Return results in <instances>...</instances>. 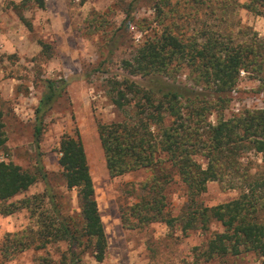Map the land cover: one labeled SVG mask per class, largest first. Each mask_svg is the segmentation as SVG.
<instances>
[{
  "label": "trees",
  "instance_id": "obj_1",
  "mask_svg": "<svg viewBox=\"0 0 264 264\" xmlns=\"http://www.w3.org/2000/svg\"><path fill=\"white\" fill-rule=\"evenodd\" d=\"M30 1L39 8L46 6L45 0ZM113 1L119 7L123 3V0ZM164 5L171 3L155 1L157 20L152 33L137 45H128L127 55L117 54L121 73L107 78L106 96L118 109L132 110L130 118L97 123L110 176L151 170L150 178L141 185L143 192L126 208L122 221L132 227L157 221L168 227L178 224L183 232L193 229L209 232L214 222L221 229L211 231L194 248L197 252L194 262L251 252L258 264H264V166L251 172L241 161L248 150L261 153L264 160V105L230 118L218 113L214 123L207 117L226 106L240 69L257 76L264 73V36L239 42L204 26L185 36L177 23L164 21L168 17L167 12L163 13ZM242 6L264 17V0H248ZM124 12L126 17L121 25L127 31L132 16ZM20 18L27 22L24 16ZM86 28L88 32L108 36L100 45L105 54L100 65L106 59L112 61L120 27L108 31L103 15L94 13ZM40 44L43 53L50 51L48 43ZM184 69H188L187 83L181 86L175 78ZM62 87L61 83L46 80V90L35 110L36 146L43 115L61 95ZM4 127L0 108V149L7 141ZM59 152L61 175L66 188L76 191L78 214L62 211L56 194L48 189L40 160L34 172L12 161L0 160V202L10 200L1 213L27 209L34 219L32 226L14 234L12 247L46 249L64 242L66 249L60 253V264H80L82 254L88 251L101 262L107 250V237L83 143L78 137L63 134ZM38 176L47 185L45 194L24 195L11 201L27 191ZM175 176L183 184L185 201L174 216L167 209L165 188ZM210 181L236 189L238 196L216 205L204 204L200 196Z\"/></svg>",
  "mask_w": 264,
  "mask_h": 264
},
{
  "label": "rangeland",
  "instance_id": "obj_2",
  "mask_svg": "<svg viewBox=\"0 0 264 264\" xmlns=\"http://www.w3.org/2000/svg\"><path fill=\"white\" fill-rule=\"evenodd\" d=\"M45 1V8H39L30 0H0V108L7 136L5 146L0 149V160L12 161L31 172L37 170V160H40L47 175L48 189L56 194L62 211L78 214L76 191L66 188L58 161L61 136L69 134L80 138L107 237L104 259L98 262L88 251L82 254L80 264H258L256 255L251 252L194 262L197 259L194 248L200 246L211 231L221 229L214 222L209 232L201 229L183 232L178 224L168 227L157 221L132 227L122 221L126 208L143 192L141 185L150 178L151 170L138 169L110 176L97 123L123 121L132 114V110H120L109 101L105 92L107 78L121 73L117 68V54L127 55L128 45H137L152 33L157 20L156 0H123L120 7L113 0ZM169 1L171 6L163 7V13L167 12L168 16H164V21L177 23L185 36L196 32V28L198 32L201 26L226 38L230 35L239 42L264 36V17L242 6L248 0ZM125 10L132 16L127 22V31L121 25L125 21ZM94 13L103 15L108 31L120 27L113 60L106 59L103 65L100 63L105 54L100 45L108 36L88 32L86 28ZM20 15L27 22L21 20ZM41 41L51 46L50 51L42 52ZM99 65L100 70H97ZM187 74L188 69L177 74L176 83L186 85ZM47 79L63 87L61 95L43 115L41 137L36 146L35 110L46 90ZM228 99L222 110L208 114V121L214 123L218 113L230 118L246 109L262 108L264 73L257 76L248 71L243 77L238 74ZM241 161L251 172L264 166L261 153L253 150L246 151ZM46 187L45 181L38 176L27 191L11 201L24 195L45 194ZM165 194L167 209L177 215L185 201L184 187L178 176L166 186ZM236 196V189L210 181L200 200L211 206ZM9 202H0V264H60V253L66 249L64 242L46 249L12 247L14 234L32 226L34 219L27 209L2 214L1 209Z\"/></svg>",
  "mask_w": 264,
  "mask_h": 264
},
{
  "label": "built area",
  "instance_id": "obj_3",
  "mask_svg": "<svg viewBox=\"0 0 264 264\" xmlns=\"http://www.w3.org/2000/svg\"><path fill=\"white\" fill-rule=\"evenodd\" d=\"M248 73V71H246V70H244V69H240L239 70V75L241 76V77H243L244 75H246ZM233 92H235V90H233Z\"/></svg>",
  "mask_w": 264,
  "mask_h": 264
},
{
  "label": "crops",
  "instance_id": "obj_4",
  "mask_svg": "<svg viewBox=\"0 0 264 264\" xmlns=\"http://www.w3.org/2000/svg\"><path fill=\"white\" fill-rule=\"evenodd\" d=\"M257 15H258V14H257ZM4 220H5L6 222H8L6 218H5Z\"/></svg>",
  "mask_w": 264,
  "mask_h": 264
}]
</instances>
